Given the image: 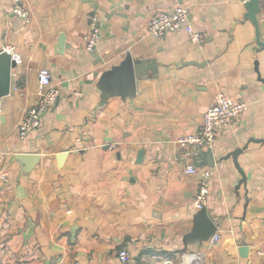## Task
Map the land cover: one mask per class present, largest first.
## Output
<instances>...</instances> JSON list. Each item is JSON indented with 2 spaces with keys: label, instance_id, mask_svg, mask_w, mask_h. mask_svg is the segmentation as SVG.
<instances>
[{
  "label": "crops",
  "instance_id": "obj_1",
  "mask_svg": "<svg viewBox=\"0 0 264 264\" xmlns=\"http://www.w3.org/2000/svg\"><path fill=\"white\" fill-rule=\"evenodd\" d=\"M25 1L28 21L0 0V48L14 45L22 56L0 106V174L9 173L0 178V264H122L123 246L132 264H180L192 253L203 264H264V142L249 141L264 139V46L246 0ZM179 5L190 7L202 42L184 29L149 33L155 14ZM95 13L101 38L89 52L84 35ZM127 53L152 60L146 77L134 97L116 91L102 106L100 78ZM42 67L59 97L21 138ZM217 91L249 107L218 136L211 166L178 139L200 128ZM246 144L240 183L227 155ZM21 152L40 154L30 172H21ZM190 162L214 170L206 207L221 238L184 249L198 211L199 175L184 171Z\"/></svg>",
  "mask_w": 264,
  "mask_h": 264
},
{
  "label": "built area",
  "instance_id": "obj_2",
  "mask_svg": "<svg viewBox=\"0 0 264 264\" xmlns=\"http://www.w3.org/2000/svg\"><path fill=\"white\" fill-rule=\"evenodd\" d=\"M11 9L22 19L29 20L30 9L25 0H11ZM179 29H184L191 40L197 43L203 41L202 33L195 29L190 18V7L186 5H179L173 12L160 11L148 23L149 33L157 37H163L166 33ZM100 38L99 17L95 13L90 17V31L84 35L86 49L93 52ZM4 48L12 53L16 62L22 61V56L16 52L14 45H7ZM38 81L40 84L38 97L34 104L25 111L18 123L21 138L27 137L31 131L40 126L43 115L54 106L59 97V89L51 84V73L47 67L40 69ZM248 107L249 103L246 101H235L225 92L217 91L204 114V121L200 128L192 134L180 137L178 142L189 145V154L199 157L208 148L213 147L220 133L230 128ZM184 171L199 175L195 198V207L199 210L206 206L209 199L214 170L210 167L200 170L196 162H190L185 165ZM8 174L7 170L1 171L0 178L2 181H8ZM220 238L221 234L215 232L209 240L211 243H216ZM118 255L122 264L133 263V256L127 246H123ZM168 262L170 261L167 260L166 263ZM180 264H203V259L199 253H192L188 259H183Z\"/></svg>",
  "mask_w": 264,
  "mask_h": 264
},
{
  "label": "water",
  "instance_id": "obj_3",
  "mask_svg": "<svg viewBox=\"0 0 264 264\" xmlns=\"http://www.w3.org/2000/svg\"><path fill=\"white\" fill-rule=\"evenodd\" d=\"M246 7L247 13L245 16L251 19L256 25L257 42L259 45L264 46V41L261 39L262 26L258 18V14L261 10L260 0H246ZM150 62H152V60L136 59L131 53H127L120 64L114 65L112 68L106 70L99 81V88L101 91L100 104L102 106L105 105L109 98L115 95L114 92L116 91L120 92L119 94L124 100L134 97L137 92V79L146 77ZM17 65L12 53L5 48H0V106L4 99L10 94L12 69ZM152 68L153 71L156 72L155 68ZM249 141L264 142V139L251 138ZM247 146L248 144H246L245 147H238L227 155V157H233L236 166L243 175L240 183L246 182V174L238 158ZM143 152V150L139 151L138 160H142ZM65 154L66 152L62 153V156H65ZM205 157L208 158V163L211 166L215 165L216 160L212 147L208 148L198 159L201 160ZM16 159L21 162V172L26 173L30 172L39 162L40 154L36 152H21L16 154ZM217 228L218 226L208 213L207 207L205 206L199 209L194 215V226L184 239V249H186L190 243L200 244L204 241H208L217 231ZM240 250L246 254L248 246H242ZM167 264H170V262Z\"/></svg>",
  "mask_w": 264,
  "mask_h": 264
},
{
  "label": "rangeland",
  "instance_id": "obj_4",
  "mask_svg": "<svg viewBox=\"0 0 264 264\" xmlns=\"http://www.w3.org/2000/svg\"><path fill=\"white\" fill-rule=\"evenodd\" d=\"M118 257H119V255H118ZM120 259V258H119Z\"/></svg>",
  "mask_w": 264,
  "mask_h": 264
}]
</instances>
